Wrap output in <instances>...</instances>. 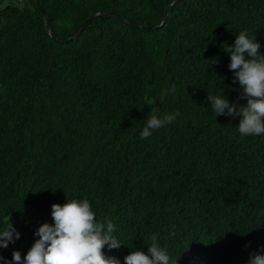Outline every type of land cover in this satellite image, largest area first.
Here are the masks:
<instances>
[{
    "label": "trees",
    "instance_id": "obj_1",
    "mask_svg": "<svg viewBox=\"0 0 264 264\" xmlns=\"http://www.w3.org/2000/svg\"><path fill=\"white\" fill-rule=\"evenodd\" d=\"M174 1L0 0V231L20 234L4 260L71 200L115 224L120 264L153 236L169 264L264 254V133L207 99L246 105L223 47L246 31L264 55V0Z\"/></svg>",
    "mask_w": 264,
    "mask_h": 264
},
{
    "label": "clouds",
    "instance_id": "obj_2",
    "mask_svg": "<svg viewBox=\"0 0 264 264\" xmlns=\"http://www.w3.org/2000/svg\"><path fill=\"white\" fill-rule=\"evenodd\" d=\"M260 44L255 36L249 38L246 31H241L234 45H225L223 50L230 56L228 68L233 72V83L242 89L241 99L245 106L229 103L224 96L210 95L207 99L216 116L241 117L238 131L241 136H259L264 133V55L258 53ZM247 57V58H246ZM175 91V86L169 90ZM156 109H153L155 112ZM180 113L165 115L162 119L151 115L146 120L140 139L152 136L153 131L175 121ZM53 224H42L34 236L39 237L21 260L19 251L12 253V261L4 264H120L114 257H106L102 249L109 250L123 246L113 235L116 226L111 221L98 223L87 200H71L64 205L51 206ZM174 235V233H170ZM20 238L19 232L9 222L0 231V248H7ZM147 254L131 251L124 257V264H169V255L158 246L156 236L152 237ZM246 264H264V254H251Z\"/></svg>",
    "mask_w": 264,
    "mask_h": 264
},
{
    "label": "water",
    "instance_id": "obj_3",
    "mask_svg": "<svg viewBox=\"0 0 264 264\" xmlns=\"http://www.w3.org/2000/svg\"><path fill=\"white\" fill-rule=\"evenodd\" d=\"M176 1H177V0H175L174 2H176ZM167 11H168V9H167L166 12H165V17H164V20H163L162 24L160 25V27L166 22ZM89 20H90V19H89ZM89 20H87L86 22H84V23L78 28V30L75 31V33H74L75 36H76V35L80 32V30L86 25V23L89 22ZM52 39L54 40V37H53V36H52Z\"/></svg>",
    "mask_w": 264,
    "mask_h": 264
}]
</instances>
